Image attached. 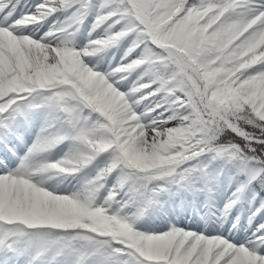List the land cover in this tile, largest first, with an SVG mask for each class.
<instances>
[{
  "label": "snow or ice",
  "instance_id": "6c2138e0",
  "mask_svg": "<svg viewBox=\"0 0 264 264\" xmlns=\"http://www.w3.org/2000/svg\"><path fill=\"white\" fill-rule=\"evenodd\" d=\"M0 264H264V0H0Z\"/></svg>",
  "mask_w": 264,
  "mask_h": 264
}]
</instances>
